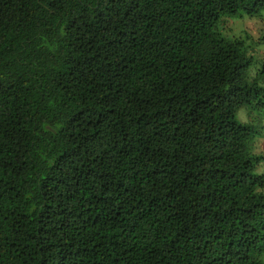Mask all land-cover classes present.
<instances>
[{
	"label": "trees",
	"instance_id": "trees-1",
	"mask_svg": "<svg viewBox=\"0 0 264 264\" xmlns=\"http://www.w3.org/2000/svg\"><path fill=\"white\" fill-rule=\"evenodd\" d=\"M263 12L0 0V264H264Z\"/></svg>",
	"mask_w": 264,
	"mask_h": 264
},
{
	"label": "rangeland",
	"instance_id": "rangeland-1",
	"mask_svg": "<svg viewBox=\"0 0 264 264\" xmlns=\"http://www.w3.org/2000/svg\"><path fill=\"white\" fill-rule=\"evenodd\" d=\"M233 21L234 24L229 23L225 26V32L232 34L231 32L234 31V33L240 34L242 31L248 30L255 39H259L261 34H264V12L261 15H258L256 19H250L247 16L243 20L235 18ZM257 56L259 59H264V41L258 45ZM251 111L252 112L245 107H242L238 110L237 118L241 121H253L256 127L259 120L261 121V124L264 123V111L259 112L258 108H254Z\"/></svg>",
	"mask_w": 264,
	"mask_h": 264
},
{
	"label": "crops",
	"instance_id": "crops-1",
	"mask_svg": "<svg viewBox=\"0 0 264 264\" xmlns=\"http://www.w3.org/2000/svg\"><path fill=\"white\" fill-rule=\"evenodd\" d=\"M263 149H264V140H263V142H262V146H261Z\"/></svg>",
	"mask_w": 264,
	"mask_h": 264
}]
</instances>
